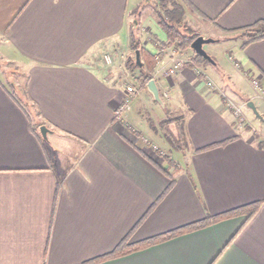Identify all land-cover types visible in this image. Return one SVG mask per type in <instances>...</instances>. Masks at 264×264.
<instances>
[{"label":"crops","instance_id":"1","mask_svg":"<svg viewBox=\"0 0 264 264\" xmlns=\"http://www.w3.org/2000/svg\"><path fill=\"white\" fill-rule=\"evenodd\" d=\"M183 1L203 37L229 44L243 81H257H245L253 96L241 99L206 68L185 64L164 76L171 49L162 50L166 35L148 21L142 28L149 35L138 37L161 59L152 75L162 105L134 86L125 59L129 29L140 24L130 25L128 16L140 1L0 0V60L24 76L25 87L17 103L6 82L18 85L0 78V264H264V150L234 116L245 98V106L257 99L264 110V38L242 47L239 37L264 23V0ZM128 86L139 92L119 121L114 111ZM143 111L155 124L183 120L181 137L177 126L169 128L178 148L161 131L142 129ZM34 125L51 131L48 142ZM251 203V217L112 256L126 244Z\"/></svg>","mask_w":264,"mask_h":264},{"label":"trees","instance_id":"2","mask_svg":"<svg viewBox=\"0 0 264 264\" xmlns=\"http://www.w3.org/2000/svg\"><path fill=\"white\" fill-rule=\"evenodd\" d=\"M158 3H159L160 10H158V13H157V25L166 35V42L162 44V50H165L168 48L174 49L180 52H185V51L190 50L192 53L186 65L196 70L198 69L204 70L205 65L210 64V63L207 61H204L199 55H197L190 48L191 43L199 36V34L192 31L191 28L186 27L184 24L185 23L184 16L186 13V8L187 9L189 8L188 4L183 0L181 1V3L177 2L176 0H159ZM240 36L243 39L242 47H245L252 42L263 39L264 38V23H258L254 26L242 29ZM129 37H130L129 48L132 50L134 57L128 56L125 59V66L127 68V71L129 72V76L131 77L134 83V86H136L138 89L140 88L146 89L147 83L151 79H153L152 74L157 64L156 57H159L158 56L159 54L152 55L143 49L140 39L137 35V32L132 26L129 29ZM136 51L139 52L141 67H139L135 62V52ZM213 60L215 61V59ZM214 66H216V63ZM198 75L201 78H205L204 75L201 73H198ZM11 86L13 89L12 94H14L12 95V98L14 99V101L19 103L18 101L20 99L18 97L19 88L18 89L15 88V86H13L12 83H11ZM20 92L21 94L25 95L24 94L25 87H22ZM21 97H23L21 99V102H23V106H25L26 105L25 102H28V101L25 100L26 98L24 96H21ZM147 120H148V126L150 127L151 131H153L154 133L161 131L166 141L169 142L172 145V147L178 148L179 141L176 142L172 133H170L169 128L170 126H173V125L177 126V128L180 130V132H178V135H179L178 137H181V127H180L181 125L179 124L182 123L183 121L182 119L173 118V117H165L163 121L157 124H155L150 117L147 118ZM32 130L35 132L37 137L41 139V135L39 133V127L34 125ZM257 146L264 150V142H259ZM164 158L169 163H173L172 160H170L168 156L166 157L164 156ZM256 210H257V203H251L243 207L235 208L230 211L220 213L218 215L206 216L204 219L200 221H196L194 223L184 225L177 229L171 230L167 233L151 237L145 241L126 244L120 247L116 251L115 254H112V256L119 255V254H125L130 251H134L139 248L145 247L147 245L154 244L156 242L173 237L175 235H179V234H182V233L194 230V229L205 227L219 220L226 219L232 216L241 215L243 213H246L248 217H251L256 212Z\"/></svg>","mask_w":264,"mask_h":264},{"label":"rangeland","instance_id":"3","mask_svg":"<svg viewBox=\"0 0 264 264\" xmlns=\"http://www.w3.org/2000/svg\"><path fill=\"white\" fill-rule=\"evenodd\" d=\"M137 1L138 2L140 1V5L134 10L133 13H131L128 16V21H129L130 25H132L133 21L134 22L138 21V24H140V25L138 27H137V25L134 26V29L137 32V35H139L140 32L143 30L144 35L148 36L149 33H148L147 27H145L143 29L142 26H143V24H145L146 21H148L149 23L152 22L153 25H157V13H158V10H160L159 3H158L159 0H137ZM176 1L181 3L182 0H176ZM188 9L186 8V13L184 16L185 20L183 19L185 22L184 24L186 27L191 28L192 31L200 34L201 28L199 27V25H197V23H194L193 20L188 17V15L186 17ZM239 37L242 38L241 36H239ZM225 42L226 41H219L217 43H209V44H205L203 46V49L206 51V53L211 58L215 59V63H216V66L210 65V64L205 65V68L207 69V72H206L207 76L212 80L218 79V77H219L220 78L219 83H222V81H223L227 85H229L231 88L236 90V92H241V96H240L241 99H242V96H244V95H247L249 97L253 96L252 92H251V88L249 86V83L247 84L245 82V81H249L251 85L255 86L253 84V80L251 79V77H245L246 80L243 81V79L241 78L243 76L241 70L238 69V67L236 66L237 64H233V62H231L229 60L230 55H228V53H227L228 49H229L228 48L229 44L225 43ZM185 52L177 51V54L181 59L188 60V58L185 55L186 54ZM188 52L192 53L190 50H188ZM129 54H130V56L134 57V54H133L131 49H129ZM106 57H108L111 60L109 63L106 61ZM101 58L107 66L113 65L114 61H113V57L110 53H103ZM120 59L124 60L125 57H124V59H122V58H120ZM13 70H15V69L10 66V63L5 62L3 60H0V78L3 79L4 81L10 80V83H11V81L13 83H16L18 85V87H16V88L17 89L19 88L18 90L21 91V88L23 87L22 85L24 83V76L23 75L20 76V74L13 73L14 72ZM222 77H224V79ZM124 78H128L130 80V78L128 77L127 74H125ZM6 85L8 86V89L10 91H12V88H11L9 82H6ZM220 90L222 91L223 89H220ZM222 92H224V91H222ZM245 100H246V98L242 100V102L243 101L244 102L241 103V106L239 104H235L234 116L239 119V123H238V124H240L239 126H241L243 129L249 131V133L255 139L257 144L259 142H264V110H262L263 108L261 106V103L257 99L254 100V103H255L258 111L262 112V114L258 112L259 115L261 116V119H259L256 116H252V114L249 111V108L247 107V104L245 106ZM247 102H248V100H247ZM158 106L159 105H156V103H152V108H154L155 113H157V116H160V115H162L163 110L161 111ZM239 107H241V108L243 107L245 109L244 111L247 112L249 114V116H251V120L244 118V115L240 111ZM237 114H239L240 116L238 117ZM149 116H150L149 113L147 115L146 111H143L141 114H139L137 116V119L139 120L140 125H142V129L145 130V132L148 135L153 136V133L151 132L150 127L148 126L147 118ZM157 139L160 140L163 147H166V144L164 143V141H162V139H160L159 137H157ZM46 142H48V141L46 140ZM173 158L175 160L177 159L178 161H180V155L175 151H173Z\"/></svg>","mask_w":264,"mask_h":264},{"label":"water","instance_id":"4","mask_svg":"<svg viewBox=\"0 0 264 264\" xmlns=\"http://www.w3.org/2000/svg\"><path fill=\"white\" fill-rule=\"evenodd\" d=\"M214 42H216V40H214L212 38H205V37L200 35L191 43L190 48L197 55H199L204 61L209 62L211 65H215V61L203 49V46L205 44L214 43ZM135 62H136V64L139 67H141V62H140L139 52L138 51L135 52ZM146 88H147L148 92L152 95L153 99L155 101H157L159 104L162 105V100H161V98L159 96V92H158L156 83H155V81L153 79H151L147 83ZM247 107H249L251 109V111L254 113V115L256 117L261 119V116L257 112L256 107H255L253 102H251V101L247 102ZM50 132L51 131L45 125H41L39 127V133H40L42 139L45 140V141L47 140V135Z\"/></svg>","mask_w":264,"mask_h":264},{"label":"built area","instance_id":"5","mask_svg":"<svg viewBox=\"0 0 264 264\" xmlns=\"http://www.w3.org/2000/svg\"><path fill=\"white\" fill-rule=\"evenodd\" d=\"M168 57L170 60V67L167 68L163 73L164 76H166V77H171V76L175 75L176 72L188 62L187 60L181 59L178 56L177 51L174 49L170 50ZM106 61L109 63L110 59L108 57H106ZM156 61H157L156 65H158L161 62V59L159 57H156ZM253 84L257 85V81L254 80ZM138 92H139L138 89H136L132 86H128L126 88V96H125L124 102L121 103L114 111V115H115L117 120L121 121L123 119L124 114L130 110L131 100L135 95L138 94ZM237 116L239 117L240 115L237 114Z\"/></svg>","mask_w":264,"mask_h":264}]
</instances>
